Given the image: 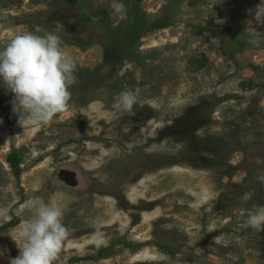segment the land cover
Here are the masks:
<instances>
[{"label":"rangeland","instance_id":"374dc122","mask_svg":"<svg viewBox=\"0 0 264 264\" xmlns=\"http://www.w3.org/2000/svg\"><path fill=\"white\" fill-rule=\"evenodd\" d=\"M259 3L0 0V48L51 32L78 66L47 125L21 127L0 84V264L39 201L64 208L54 264H264V231L244 227L264 205Z\"/></svg>","mask_w":264,"mask_h":264},{"label":"clouds","instance_id":"9594fccd","mask_svg":"<svg viewBox=\"0 0 264 264\" xmlns=\"http://www.w3.org/2000/svg\"><path fill=\"white\" fill-rule=\"evenodd\" d=\"M114 11L119 19L126 18L122 3ZM254 18L264 25V0L257 5ZM77 67L60 37L51 32L38 35L23 31L0 48V84L13 94L12 111L21 127L47 125L68 110ZM116 104L132 113L137 97L132 91H122ZM260 180L264 182V177ZM26 206L22 205L17 215ZM63 216L62 205L39 201L27 220L7 232L19 249L16 258H9V264H54L68 235ZM244 227L264 231V205L247 214ZM96 235H101L99 228Z\"/></svg>","mask_w":264,"mask_h":264},{"label":"trees","instance_id":"16d2710c","mask_svg":"<svg viewBox=\"0 0 264 264\" xmlns=\"http://www.w3.org/2000/svg\"><path fill=\"white\" fill-rule=\"evenodd\" d=\"M18 160L15 158V157H13V158H11L10 159V164H11V166L13 167V169H15L17 172L19 171V168H18Z\"/></svg>","mask_w":264,"mask_h":264}]
</instances>
